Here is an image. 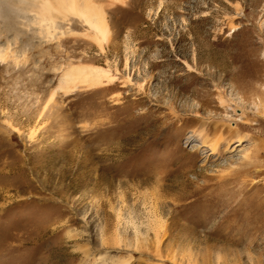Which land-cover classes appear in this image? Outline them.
Returning a JSON list of instances; mask_svg holds the SVG:
<instances>
[{"label":"rangeland","instance_id":"374dc122","mask_svg":"<svg viewBox=\"0 0 264 264\" xmlns=\"http://www.w3.org/2000/svg\"><path fill=\"white\" fill-rule=\"evenodd\" d=\"M42 1L0 0V264H264V0Z\"/></svg>","mask_w":264,"mask_h":264},{"label":"bare ground","instance_id":"6f19581e","mask_svg":"<svg viewBox=\"0 0 264 264\" xmlns=\"http://www.w3.org/2000/svg\"><path fill=\"white\" fill-rule=\"evenodd\" d=\"M56 1V4L60 5V9H64V10H72V12H77L78 9L74 8L75 7V1L74 0H55ZM41 8H42V11L41 13L38 14V19L41 21V22H52V17L50 16V12L52 10L55 9L54 5H52V3L49 1V0H46V1H42L41 3ZM87 9L89 10H85V11H82L79 14V16H81L89 25H91L93 27V29L95 28L96 30H98L104 37L107 38V35H108V29H107V26H106V23H105V20L103 18H100L99 15H97L94 11H92L90 9V7L86 6ZM94 73V72H93ZM92 73V74H93ZM76 74L75 75L72 71H68L64 74V78H63V85H62V88H65L66 84L68 82H75L76 80H78V78L81 76V75H84L82 76V81L83 82H90L91 81V77H93V82H94V79H96V81L94 83H97L98 81L100 82V76H98L97 74H94L93 76H90L91 74H87L83 71H76ZM226 102V101H225ZM224 101H220V103L222 105H224L225 103ZM225 106V105H224ZM242 139H238L237 141V145H241L242 144ZM207 146V142H203L202 143V147H206ZM217 146H218V143H216L215 145H212L211 146V150L213 153H216L217 151ZM106 259V256L104 254H100L98 255L96 258H95V262L96 264L97 263H102L104 262V260Z\"/></svg>","mask_w":264,"mask_h":264}]
</instances>
